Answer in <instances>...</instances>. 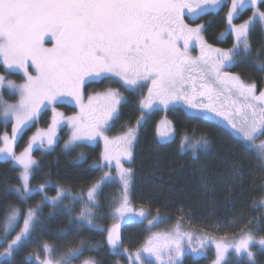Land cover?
I'll return each instance as SVG.
<instances>
[{
	"label": "snow or ice",
	"instance_id": "obj_1",
	"mask_svg": "<svg viewBox=\"0 0 264 264\" xmlns=\"http://www.w3.org/2000/svg\"><path fill=\"white\" fill-rule=\"evenodd\" d=\"M260 5L261 0H231L230 7L226 0H0V61L5 70H18L25 77V82L17 85L6 75H0V89L19 94L17 104L5 103L3 107L5 126L11 118V137L7 133L0 136L3 142L0 159L11 160L22 169V189H14L19 200L27 202L37 191L30 184L37 166L32 154L37 144L39 147L47 144L49 149L54 145L56 131L64 122L57 106L67 98L75 102L79 112L67 117L71 137L65 149L103 141L104 163L100 167L111 169L115 161L122 185L121 199L112 205L111 218L115 222L107 229L95 222L98 193L116 179L111 171H105L87 189V201L77 220L82 222L81 226L106 231L108 248L116 256L122 255V225L137 217L148 219L150 215L143 208L132 206L131 169L123 165L124 160L132 158L137 128L148 113L161 106L167 110L182 101L187 108L195 110V118L208 119V114L222 118L244 142L257 147L255 140L264 135V89L257 94L256 83L246 82L232 68L240 61L254 59L255 66L264 72V59H261L264 46L253 57L252 44V33L258 25L264 32V10ZM223 7H228V11L221 36L230 32L233 40L232 47L227 49L213 47L205 41L202 35L205 25L192 27L185 23L186 14L194 20ZM248 8L252 14L243 23H236V18ZM45 37L51 38L52 47H45ZM179 41L183 42L182 47ZM193 41L200 50L196 57L190 54ZM29 61L36 75L30 74ZM90 81L119 82L125 91L131 92L147 87V95L139 101L137 127H130L122 136L110 139L106 133L120 118L126 97L119 89L109 87L103 94L88 96L84 103L83 90ZM0 103H3L2 97ZM49 108L52 118L47 130L37 129L27 147L17 155L14 145L18 138ZM162 123L164 127H157V136L160 141H167L172 138L174 128L169 121ZM208 143L206 137L190 142L184 136L181 148L188 145L195 154L198 148L206 149ZM258 150L259 158L264 160V142ZM234 166L238 168L239 163ZM45 187L40 185L38 191L44 192ZM63 196V191L58 189L55 197L45 196L44 201L50 200L56 207ZM38 208L30 207L22 212L10 205L6 209L3 238L7 239L17 228L19 231L0 251V258H7L5 264H14L15 253L33 238L38 226ZM160 222L159 216L148 219L149 225ZM185 242L192 253L204 258H207L206 250L214 248L212 264H232L230 251L238 264H256L251 246L258 245L257 251L264 250V236L257 238L251 229L241 231L238 239L229 240L226 235L217 239L182 231L178 222L174 230L153 233L134 254L129 253L130 264H181ZM83 247L84 241H81L78 247L55 259L57 249L45 241L41 245L43 258L38 252L35 257L29 255L25 264L33 259L36 264H73L83 254ZM124 253H128L127 248ZM83 264H98V261L87 259Z\"/></svg>",
	"mask_w": 264,
	"mask_h": 264
},
{
	"label": "trees",
	"instance_id": "obj_2",
	"mask_svg": "<svg viewBox=\"0 0 264 264\" xmlns=\"http://www.w3.org/2000/svg\"><path fill=\"white\" fill-rule=\"evenodd\" d=\"M260 7L264 10V0H261ZM195 23L206 26L202 35L207 43L224 49L233 43L230 32H226L223 39L220 38L226 26L224 7L198 17ZM252 44L255 57L256 51L264 46V32L259 25L252 33ZM255 65L254 59L243 60L232 71L247 80H256L260 88L261 71ZM0 74H5L1 65ZM8 77L22 81L18 74L9 73ZM126 94L120 118L111 125L110 132L117 133L134 127L140 118L138 93L128 91ZM161 114L174 128L173 138L165 143H159L155 137L156 121ZM5 133L10 134V123L5 126V121L0 119V136ZM184 136L190 142L206 137L208 146L206 149L198 148L194 154L188 145L181 148ZM23 144L22 136L14 145V151ZM99 150L96 144L65 149L58 143L44 153L34 150L32 155L37 166H34L30 184L34 189L42 184L46 187L44 192L35 191L27 202L19 200L14 192L17 187L22 189L19 169L11 160H0V239L6 209L10 205L20 208L22 212L39 206L36 232L29 244L15 253L14 264H25L29 255L35 257L38 252L42 257L41 245L45 241L57 249L56 257L84 241L83 254L73 264H80L86 259H95L98 264H124L125 254L113 255L105 242L104 233L96 228L81 226L82 222L77 220L80 209L76 196L84 199L83 192L100 176L99 169L93 166V163L97 165L99 162ZM237 162L238 168L234 166ZM131 170L129 193L135 207L144 208L164 221H176L183 217L202 229L220 227L223 233L234 230L247 232L251 229L257 236H264L261 203L264 199V165L243 141L211 120L197 119L178 107L163 113H149L137 128ZM58 189L68 194L53 207L50 200L44 201V197H55ZM109 194H113L110 186ZM102 201L101 194H98V203ZM97 224L106 228L109 222L103 220L97 221ZM144 224L143 221L123 224L121 249L127 248L130 253L142 245L147 235ZM6 259L0 260V264H5ZM255 259L256 264H264V251L260 250V255H255ZM208 262V258L193 259L188 255L181 259V264ZM30 264H36L35 260ZM232 264H238V261L234 260Z\"/></svg>",
	"mask_w": 264,
	"mask_h": 264
},
{
	"label": "rangeland",
	"instance_id": "obj_3",
	"mask_svg": "<svg viewBox=\"0 0 264 264\" xmlns=\"http://www.w3.org/2000/svg\"><path fill=\"white\" fill-rule=\"evenodd\" d=\"M226 4L228 5V7H230L231 0H226ZM228 7H224L225 8V17H226L227 11H228ZM251 14L252 13H251L250 8L245 9L237 17L239 20L235 21V22L236 23H243V21L248 19V17ZM237 18H236V20H237ZM196 20H197V18H195L193 20L192 18L188 17L187 14H186L185 23H189L190 26L195 27L197 25V23H195ZM225 33H224L223 36H220L221 39H223V37L225 36ZM182 43H183L182 41H179L178 45L182 47ZM192 43H193V46L190 47V54L193 57L199 56L200 55L199 48L195 47V42L194 41ZM45 47H52V41H51L50 37H45ZM213 47H215V46H213ZM231 47H232V44L228 48H231ZM225 49H227V48H225ZM0 65L3 67V69L5 71V74H0V75H6L7 79L13 80L17 85L23 84L25 82V77H24L22 72H20L18 70L17 71H7V70H5V68H4L3 64H2V61H0ZM29 70H30V74L36 75L35 69L31 68V62L30 61H29ZM9 73L18 74L22 78V81L21 82H17L13 78L8 77ZM234 73H237V72H234ZM260 76L262 78L261 79V83H260V90H261V89H264V74H263V72H260ZM243 79L246 82H249V83L255 82L256 85H257V82L254 79L253 80H247L246 78H243ZM109 87L117 88V89L120 90V92L122 93L123 96H125V97L127 96V94L125 95V93L128 92V91H125V89L123 88L122 84L119 83V82H114L112 84H109L107 82H99V81L91 82L90 81V82L87 83V85L85 86V88L83 90L84 91V103H87V97L88 96H96L98 94H103ZM129 92H131V91H129ZM136 92L138 93L137 95H139V99H138V106H139L140 99L143 96L147 95V87L139 89ZM258 92H259V88L257 87V94H258ZM0 97H2V101H3V103H0V119L5 121V118L3 116L4 104L5 103L6 104H12V105L17 104L18 101H19V94H18V92H12V91L8 90L7 88H3V89H0ZM199 99L200 98L198 97V100ZM204 102L207 103L206 100ZM175 107L181 108L188 115L194 116L193 113H194L195 110L187 108V106L182 101L178 102L175 106H170L168 109L175 108ZM67 108H70L72 110H68ZM57 111L60 112V113H63V121L64 122L61 124V126L56 131V141H55L54 145L56 143H58L60 147L65 148V144L70 140V137H71V128L67 124V117L76 115L79 112V108L76 107L74 101H71L70 98H67L64 103H62V104L57 106ZM164 111H166V110L161 106L158 110L153 111V112L163 113ZM153 112H150V113H153ZM208 115H209L208 120L213 121L214 123H216L217 125H219L221 127L227 128L235 137H237L239 140L243 141L242 137H240L238 134H236L230 128V126L227 125V122L224 121L222 118L212 117L211 114H208ZM51 118H52V112H51L50 108L47 109V110H43L41 112L38 120L36 122H34V124L29 129H27L24 132V135H23V143L24 144L19 150L15 151L17 155H19L24 150V148L27 147L30 137H32L36 133L37 129L47 130L49 124L51 123ZM165 120L169 121L164 115L161 114V116L156 121L155 137H156V140L159 143L168 142V141H170L173 138V136H172V138L167 140V141H160L159 137L157 136V127L159 126L161 129H163L164 124L162 123V121H165ZM8 122L10 123V134L8 136L11 137L12 122H11V118L10 117L8 118ZM136 127L137 126L135 124L134 127H131V128H136ZM127 130H128V128H126L125 130L119 131L117 133H113V132H110V129H109L106 134L108 135V137L110 139H115L116 137L122 136ZM261 142H264V135L258 136V138L255 140V145L257 147L250 146L246 142H244V143L249 148H251L257 154V156L259 157L258 146L261 144ZM95 144L99 146L100 155H99V162H97V165L93 163V166L97 167L99 169V171H100L99 179H100V177L103 175V173L105 171H111L112 176L116 178L112 182H109V183L105 184L102 187V189L99 191V193H98V194H101L103 201L98 203V212H97V215H96V219L97 220L95 222L97 224V221H103L104 220V221L109 222L108 227H110L115 222L111 218V214L114 211V209L113 208L111 209V207H112V205L116 204L121 199V196H122V185L119 182L118 173H117L116 168H115V161H113L111 169H109L108 167H103V168L100 167V165L104 163L102 161V153L104 151V144H103V141H99V142H97ZM134 144H135V141L133 143V148H134ZM54 145L52 146V148L54 147ZM91 145H94V144H91ZM0 147H3V142H1ZM36 149L39 150L42 153L51 150V149L48 148L47 144H45L44 147H39V145L37 144V146L34 148V150H36ZM0 160H2V159H0ZM131 162H132V158H131L130 161L124 160L123 161L124 167L131 169ZM260 162L264 165V160L260 159ZM12 164L19 169L20 176H21L22 169L18 165H15L14 162H12ZM131 172H132V170H131ZM131 179H132V177L130 178V180ZM109 186L113 190V194L112 195L109 194ZM38 189H37V191H38ZM87 189L83 192L84 199L80 198L79 196H76V198L78 200V203H79L78 204V209H80V212L84 208L85 202L87 201V195H86ZM60 190L63 191L64 195L68 194L63 189H60ZM81 201H82V203H81ZM132 206L135 207L133 204H132ZM262 207H263L262 209L264 211V204H262ZM135 208L140 209V207H135ZM144 211L146 213H149L145 209H144ZM80 212H79V214H80ZM154 216H157V215L153 214V213H150V215L148 216V219H152V217H154ZM148 219H140V218L137 217L135 220L129 221V222H141V221H143L145 223L144 225L146 226V229H147V235H146V238H145L144 242L142 243V245L153 235V233H167V232H170V231L174 230V228H175V226L177 225L178 222L181 224V230L182 231H191L195 235L214 236L217 239H219L220 237L225 236V235L227 236V238L229 240L238 239L239 236H240V233H241V231H239V230H234V231H231V232L228 231V232L223 233V232H220V227L202 229V228H200L197 225H193L192 222L190 220H188L187 218H183L182 221L180 219H178L176 221H171V222L164 221V219L162 218V222L155 223L153 225H149L148 224ZM19 223L22 226V223H23L22 218H20ZM124 224H126V223H124ZM105 229H107V227ZM18 231H19V228H17L15 231L11 232L7 239H4L3 236H2V238L0 239V251H3V249L5 247H7V243H9L12 238H14L16 232H18ZM257 238H259V236H257ZM104 239H105V242H106V231L104 232ZM140 247H138V248H140ZM258 247H259L258 245H252L251 246V248L254 251L256 256L260 255V251H257ZM136 250L137 249H135L134 251H132L130 253L134 254L136 252ZM261 251H264V250H261ZM120 252L124 253V249H120ZM124 254L126 256V258L123 259L124 264H130L129 253H124ZM184 255H188V256H190L193 259H197V258H201L202 257V256H197L196 254L192 253L191 250L187 247V243L186 242H185V254ZM206 255H207V258L209 259L208 264H212V262H213V260L215 258L214 248L207 249L206 250ZM56 256L54 258L55 259H59V257H56ZM229 256L231 257V261L237 260V258L234 255H232L231 251L229 253ZM41 258H43V256ZM2 259L3 258H0V260H2ZM133 259H134V256H133ZM83 261L84 260H82L80 264H83ZM123 261H122V263H123Z\"/></svg>",
	"mask_w": 264,
	"mask_h": 264
},
{
	"label": "flooded vegetation",
	"instance_id": "obj_4",
	"mask_svg": "<svg viewBox=\"0 0 264 264\" xmlns=\"http://www.w3.org/2000/svg\"><path fill=\"white\" fill-rule=\"evenodd\" d=\"M198 18V17H197ZM259 90H260V88H259Z\"/></svg>",
	"mask_w": 264,
	"mask_h": 264
}]
</instances>
